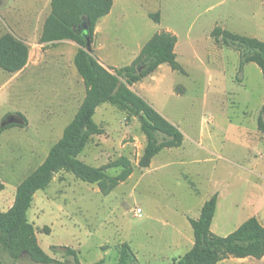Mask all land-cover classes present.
Listing matches in <instances>:
<instances>
[{
  "label": "rangeland",
  "instance_id": "obj_1",
  "mask_svg": "<svg viewBox=\"0 0 264 264\" xmlns=\"http://www.w3.org/2000/svg\"><path fill=\"white\" fill-rule=\"evenodd\" d=\"M40 1L0 0V37L38 38L48 12L44 3L37 8ZM112 12L102 27L115 55L108 63L114 69L128 65L135 46L160 29L169 27L177 35L176 61L182 71L165 64L159 84L150 81L153 73L140 81L143 91L133 92L182 132L183 143L158 153L143 170L138 162L146 139L138 119L108 104L98 107L93 121L103 134L93 136L78 159L100 168L126 158L132 176L115 187L107 180L102 192L97 184L58 173L35 193L27 214L40 248L57 264H73L63 247L72 248L80 264H118L123 246L128 264H171L186 253L189 234L193 239L185 220L196 219L201 202L218 188L223 199L216 226L228 224L229 232L215 234L228 235L250 216L264 225V134L256 123L264 106V77L253 63L239 71V53L211 37L220 27L264 41V0H113ZM103 36L93 40V48ZM114 43L125 51L110 47ZM48 49L52 55L35 72L12 80L0 69V125L17 113L27 120L25 127L0 135V213L11 208L17 186L61 138L79 104L76 99L63 111L56 106L68 53L64 45L42 50ZM79 94L81 98L82 88ZM120 171L105 172L110 179ZM137 208L142 210L139 218L133 215ZM0 261L11 264L1 248ZM218 264H264V259Z\"/></svg>",
  "mask_w": 264,
  "mask_h": 264
},
{
  "label": "trees",
  "instance_id": "obj_2",
  "mask_svg": "<svg viewBox=\"0 0 264 264\" xmlns=\"http://www.w3.org/2000/svg\"><path fill=\"white\" fill-rule=\"evenodd\" d=\"M113 0H50V13L46 17L39 37L40 44L54 45L68 40L78 48L73 64L85 87L84 99L73 119L65 126L61 138L51 147L43 162L16 188L11 208L0 213V248L8 255L11 264L27 260L30 264H57L38 245L36 232L28 220V211L36 192L45 190L53 178L61 172L69 173L88 184H97L102 192L109 180L112 187L126 181L132 168L126 158L94 168L78 159L88 141L103 134L93 117L98 107L108 104L136 117L146 139L138 166L148 168L151 160L162 150L178 148L183 143L181 131L162 117L153 107L136 95L130 87L153 74L163 64L173 71H182L176 61L174 47L176 37L162 31L154 34L142 47L137 57L119 69L103 67L91 51H86L84 39L76 33L82 20L88 25V37L92 43L97 22L109 14ZM159 23L157 16H150ZM215 43L239 53V71L245 64L253 63L264 77V41L229 32L220 27L211 31ZM28 46L10 33L0 37V69L8 74L21 71L28 60ZM22 124L0 125V135L12 127H25L26 118L17 113ZM7 117V116H6ZM4 117V119L6 118ZM3 119V120H4ZM257 130L264 134V106L257 118ZM120 168V173L108 178L106 170ZM0 184V191L3 190ZM217 194L212 195L202 206L196 220L189 219L193 233V245L172 264H218L227 259L264 257V225L255 217L244 221L226 236H218L210 230L214 217ZM64 254L80 264L76 252L63 247ZM126 247L123 246L118 264L126 262ZM0 264H4L0 261ZM96 264H102L98 262Z\"/></svg>",
  "mask_w": 264,
  "mask_h": 264
},
{
  "label": "crops",
  "instance_id": "obj_3",
  "mask_svg": "<svg viewBox=\"0 0 264 264\" xmlns=\"http://www.w3.org/2000/svg\"><path fill=\"white\" fill-rule=\"evenodd\" d=\"M43 3H44V5H45V7L48 9V12H47V16L49 15V13H50V0H41L40 1V5H38V7L37 8H41L42 6H43ZM112 8H113V6H112ZM112 15H113V12H112V9H111V11L109 12V14L108 15H106L105 17H103V18H101L98 22H97V25H96V27H95V30H94V36H93V40L96 38V37H99V36H103V25L105 26L106 25V23L111 19V17H112ZM46 16V17H47ZM46 17L45 18H43V24H44V21H45V19H46ZM161 20H162V18H161ZM158 24V23H157ZM162 31H165V32H169V33H171V34H173L175 37H176V39H177V41H176V44H175V47H174V53H175V55L177 56V49H178V47H179V41H178V37H177V35L176 34H174V31L171 29V28H169V27H165V28H162V29H160L159 31H157L156 33H160V32H162ZM41 32H42V30H41ZM155 33V34H156ZM13 35V34H12ZM40 35H41V33H40ZM40 35H39V37H40ZM15 36V35H14ZM153 36V35H152ZM151 36V37H152ZM16 37V36H15ZM39 37L38 38H36L35 40H33V39H29V40H25V38L23 37V38H18V39H20L21 41H23L27 46H28V49H29V52H28V60H27V63H26V65H25V67L21 70V71H19V72H17V73H15V74H9V75H11L12 77H11V79L13 80V79H15L16 77H18L20 74H22L23 72H27V71H33V72H35V71H37V69L38 68H40V67H43V65H44V58H45V56L46 55H49V56H51L52 55V52H51V50H46V51H43L42 49H44L45 47H47V46H52L51 44H40L39 43ZM150 37V38H151ZM149 38V39H150ZM100 39V38H99ZM105 38H104V36L100 39V42L98 43V45H97V48L95 49V48H93V46H94V43H93V40H92V47H91V49H92V52H93V55H94V53L95 52H97V55H96V58H97V60H98V62L103 66V67H105V68H107V69H110V68H115V67H110L109 65H108V63H109V61L112 59V58H114V53H112L111 51H109V49H108V45L105 43V40H104ZM148 39V40H149ZM147 40V41H148ZM146 41V42H147ZM144 44L145 43H139L137 46H135V49H134V51L131 53V62L137 57V55L139 54V52H140V50L142 49V47L144 46ZM60 45H64V51H66L67 53H68V56H67V60H66V63H67V72H64L63 71V76H64V80H66L64 83H63V85H62V87L58 90V91H56L55 92V95H56V97H57V103H56V106L58 107V109L59 110H61V111H63V110H65L66 108H67V106H69V104L71 103V102H75V100L76 99H78L79 100V104H78V106H77V109H76V111H75V113L73 114V117H74V115L76 114V112H77V110H78V108L80 107V105H81V103H82V101H83V99H84V96H85V87H84V84H83V81H82V79L81 78H78V76H77V74H75V72H74V70H73V59H74V56H75V53H76V51H77V48H78V46L74 43V42H72V41H68V40H64V41H60V42H57V43H55L54 44V47H58V46H60ZM110 47H115V48H117V49H119L118 51H125L124 49L125 48H123V47H120L119 45H118V43H114V44H110ZM122 49V50H121ZM95 56V55H94ZM130 62V63H131ZM129 63V64H130ZM63 64V63H62ZM128 64V65H129ZM163 65H165V64H163ZM163 65H161V66H159L158 68H157V70L154 72V74L155 75H153L152 77H151V80L150 81H152V83L153 84H159L160 83V79L161 78H159L161 75H159L158 74V72L159 71H162V66ZM126 66V65H125ZM75 67V66H74ZM121 68V67H120ZM182 68V67H181ZM116 69H119V68H116ZM171 69V68H170ZM183 69V68H182ZM172 70V69H171ZM173 71V70H172ZM177 72H179V71H177ZM68 76H70V78H71V81H67L68 80ZM80 77V76H79ZM71 82V83H70ZM137 85V86H136ZM139 85V86H138ZM143 86H144V83H141V82H138V83H135L134 85H132L131 87H130V89L132 90V91H134V92H136V93H138L140 90H142L143 89ZM135 87H137L138 88V91H135ZM78 88V89H77ZM80 88H82L83 89V94H82V96H81V98H80V94H79V91H80ZM143 91V90H142ZM152 92V88H150V93ZM264 105V104H263ZM152 107V106H151ZM73 117H72V119H73ZM71 119V120H72ZM256 123H257V120H256ZM174 126V125H173ZM177 128V127H176ZM10 129V128H9ZM7 130V129H6ZM4 132V131H3ZM182 133V132H181ZM183 135V134H182ZM164 150H166V149H164ZM163 151V150H162ZM152 161V160H151ZM43 162V161H42ZM152 165V162L150 163V165H149V167L148 168H150V166ZM145 169V168H144ZM143 169V170H144ZM132 176V174L130 175V177ZM54 179V178H53ZM257 182V181H256ZM222 190L221 189H216V191L214 192V193H212L210 196H208L206 199H204L202 202H201V208H202V206H203V204L212 196V195H214V194H217V197H218V200H217V205H216V209H215V213H214V217H213V220H212V223H211V226H210V230L212 231V233H214L213 231H215V230H220V231H226V233L227 232H229V229H228V224H225V226L224 227H222V228H219V227H217L216 226V222H217V214H218V211H219V208H220V206H221V200L223 199V195H222ZM259 195H257L256 197H258ZM254 201H251V203H250V205L253 203ZM201 208H200V210H201ZM199 214H200V212H199ZM198 217H199V215H198ZM197 217V218H198ZM251 217H253V216H250L249 218H251ZM196 218V219H197ZM248 218V219H249ZM189 219H192V218H187L186 220H185V222L187 223L186 225H187V227H188V225L190 226V224H189ZM196 219H193V220H196ZM246 221V220H245ZM242 224V223H241ZM240 224V225H241ZM239 225V226H240ZM238 226V227H239ZM191 227V226H190ZM237 227V228H238ZM191 230H192V228H191ZM235 230V229H234ZM231 232H233V231H231ZM230 232V233H231ZM188 233V232H187ZM189 234V233H188ZM215 234V233H214ZM217 235V234H216ZM219 236V235H218ZM188 244L186 245V248H187V251L192 247V245H193V239L191 238V236H190V234H189V239H188V242H187ZM186 251V252H187ZM177 258H179V257H177ZM262 259H264V257L262 258ZM261 259V260H262ZM172 264V263H171Z\"/></svg>",
  "mask_w": 264,
  "mask_h": 264
},
{
  "label": "water",
  "instance_id": "obj_4",
  "mask_svg": "<svg viewBox=\"0 0 264 264\" xmlns=\"http://www.w3.org/2000/svg\"><path fill=\"white\" fill-rule=\"evenodd\" d=\"M88 29L89 28H88L86 20H82L80 24L78 25V27L76 28V33L84 39L86 51L89 52L91 51V41L87 34ZM7 124H22V121L21 119H19L18 116L10 115V116H7L2 122V125H7Z\"/></svg>",
  "mask_w": 264,
  "mask_h": 264
},
{
  "label": "built area",
  "instance_id": "obj_5",
  "mask_svg": "<svg viewBox=\"0 0 264 264\" xmlns=\"http://www.w3.org/2000/svg\"><path fill=\"white\" fill-rule=\"evenodd\" d=\"M142 214V210L140 208H137L134 212H133V215L134 217L136 218H139Z\"/></svg>",
  "mask_w": 264,
  "mask_h": 264
}]
</instances>
